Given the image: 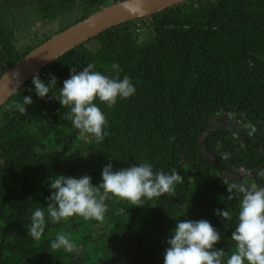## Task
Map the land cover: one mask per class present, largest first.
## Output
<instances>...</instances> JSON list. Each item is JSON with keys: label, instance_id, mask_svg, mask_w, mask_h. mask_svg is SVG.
I'll list each match as a JSON object with an SVG mask.
<instances>
[{"label": "trees", "instance_id": "obj_1", "mask_svg": "<svg viewBox=\"0 0 264 264\" xmlns=\"http://www.w3.org/2000/svg\"><path fill=\"white\" fill-rule=\"evenodd\" d=\"M125 0H16L15 12L35 3L41 23L75 13L78 19L49 35H32L16 46L15 26L0 3V77L33 49L97 11ZM11 4V3H9ZM10 13V14H11ZM137 24L115 26L71 49L44 68L42 80L57 77L59 88L71 69L89 63L104 75L128 76L135 95L109 108L96 101L107 119L102 143L86 139L66 118L70 111L55 98L39 99L31 81L0 108V264H164L167 239L176 222L207 220L221 234L215 245L235 251L239 199L227 185L264 187V0H188L155 12ZM149 34L140 44L137 32ZM31 96L21 115L16 102ZM227 120L235 129L216 125ZM150 163L153 171L176 170L183 183L174 196L141 207L113 197L102 222L73 217L65 224L48 219L40 241L27 234L36 208L48 204L55 176L88 175L101 182L103 168ZM237 175V182L230 176ZM215 209L229 210L222 221ZM60 232L77 243L74 253L52 249ZM227 256L225 257V260Z\"/></svg>", "mask_w": 264, "mask_h": 264}, {"label": "clouds", "instance_id": "obj_2", "mask_svg": "<svg viewBox=\"0 0 264 264\" xmlns=\"http://www.w3.org/2000/svg\"><path fill=\"white\" fill-rule=\"evenodd\" d=\"M125 7H129L128 0H125ZM111 69L116 75H104L95 70L93 63L87 64L79 72L72 68L70 78L59 88V99L53 94L49 96L57 87V77L54 75H50L47 82L39 74L34 75L31 81L34 88L28 91H34L41 100L57 99L62 107L70 109L66 118L79 130L81 137L102 143L107 136V119L96 101L112 108L118 100L129 99L136 92L128 76L122 79L119 77L121 69L118 63H113ZM13 76L22 83L19 70L13 72ZM0 91L7 92V85L0 87ZM32 104L33 99L29 95L24 96L22 102H16L14 107L23 115L27 113V106ZM181 183L183 176L176 170L171 173L156 172L150 163L114 171L109 162L102 170L101 182L96 185L88 175L79 178L55 176L48 185L50 196L47 207L34 210L27 234L33 240L40 241L48 219L54 224H67L71 218L78 216L86 221L102 222L106 201L113 197L141 207L145 201L166 194L174 196L176 186ZM227 186L230 194L235 190V195H229V199L238 198L240 201L238 223L231 235L235 251L228 255L223 249L215 248L221 240V234L209 221L179 220L166 241L168 247L164 254V264H264V187L235 183ZM214 213L224 222L232 219L227 209H215ZM50 246L65 253H74L78 249L77 243L66 232L58 233Z\"/></svg>", "mask_w": 264, "mask_h": 264}, {"label": "water", "instance_id": "obj_3", "mask_svg": "<svg viewBox=\"0 0 264 264\" xmlns=\"http://www.w3.org/2000/svg\"><path fill=\"white\" fill-rule=\"evenodd\" d=\"M186 1L188 0H128L129 7H125V1L118 2L53 35L25 55L12 68L7 69L0 77V87L7 85L8 88L7 92L0 91V108L34 75L39 74L54 61H44L42 58L56 60L71 49L87 42L105 30ZM132 8L136 10L132 11ZM16 70L21 73L22 83H19L18 79L13 76V72Z\"/></svg>", "mask_w": 264, "mask_h": 264}, {"label": "rangeland", "instance_id": "obj_4", "mask_svg": "<svg viewBox=\"0 0 264 264\" xmlns=\"http://www.w3.org/2000/svg\"><path fill=\"white\" fill-rule=\"evenodd\" d=\"M16 2V0H9V4L8 3V7H6L5 9L8 10H14V13H11L9 11V13H5L4 16L6 15L7 17L11 18L13 25L15 26V39H16V46H23L25 43L27 44V42L32 39V35H51L53 34V32L57 29H59L60 27L64 26V25H69L72 22H74L75 20L78 19V15H76L75 13H72V15H69L67 17H62V20H58L57 22H54L52 24H46V23H41V21L39 20V15L37 12V6L35 3L31 4L32 8H28V9H24L23 8V14L21 15V13L19 12L18 14L15 12L14 9V3ZM0 3H4V0H0ZM11 13V14H10ZM151 15V14H150ZM148 15V16H150ZM148 16H144L141 18H137L134 21L137 24H140V20L145 21L144 19H146ZM131 22V21H130ZM145 34H142L139 36V40H140V44L143 43V40L149 36V34H152L150 32H147L146 30L143 29V26L141 28L137 29V32H142ZM216 125H218L221 128H226V129H230L233 130L235 129V127L228 122L226 119H219L216 122ZM88 140V139H87ZM78 147L80 148H84L85 144H86V138L83 137H79L78 140ZM237 175L235 176H230L231 182H233L235 180L236 183L237 182Z\"/></svg>", "mask_w": 264, "mask_h": 264}]
</instances>
